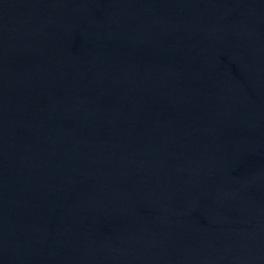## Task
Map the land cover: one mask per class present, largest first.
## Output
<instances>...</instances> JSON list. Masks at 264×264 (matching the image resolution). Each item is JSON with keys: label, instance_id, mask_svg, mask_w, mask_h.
Listing matches in <instances>:
<instances>
[{"label": "water", "instance_id": "1", "mask_svg": "<svg viewBox=\"0 0 264 264\" xmlns=\"http://www.w3.org/2000/svg\"><path fill=\"white\" fill-rule=\"evenodd\" d=\"M0 264H264V0H0Z\"/></svg>", "mask_w": 264, "mask_h": 264}]
</instances>
